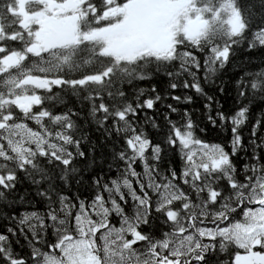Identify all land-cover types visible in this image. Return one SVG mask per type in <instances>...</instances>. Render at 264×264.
<instances>
[{
  "label": "snow or ice",
  "instance_id": "obj_1",
  "mask_svg": "<svg viewBox=\"0 0 264 264\" xmlns=\"http://www.w3.org/2000/svg\"><path fill=\"white\" fill-rule=\"evenodd\" d=\"M0 264H264V0H0Z\"/></svg>",
  "mask_w": 264,
  "mask_h": 264
}]
</instances>
